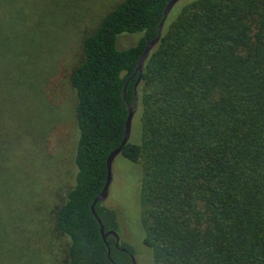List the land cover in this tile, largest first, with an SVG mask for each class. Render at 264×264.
Returning <instances> with one entry per match:
<instances>
[{
    "label": "trees",
    "instance_id": "obj_1",
    "mask_svg": "<svg viewBox=\"0 0 264 264\" xmlns=\"http://www.w3.org/2000/svg\"><path fill=\"white\" fill-rule=\"evenodd\" d=\"M169 2L123 0L83 41L71 75L76 180L55 214L67 264H133L129 244L104 241L91 207L124 139L133 75ZM135 34H143L135 45L118 48L119 36ZM137 93L132 136L114 165L141 173L152 264H264V0L175 7ZM96 213L106 232L119 229L115 210L102 202Z\"/></svg>",
    "mask_w": 264,
    "mask_h": 264
},
{
    "label": "rangeland",
    "instance_id": "obj_2",
    "mask_svg": "<svg viewBox=\"0 0 264 264\" xmlns=\"http://www.w3.org/2000/svg\"><path fill=\"white\" fill-rule=\"evenodd\" d=\"M122 1L0 3V264H67L68 241L55 228V214L77 173L71 75L84 59V39ZM142 36L121 35L118 48ZM140 175L114 165L103 203L117 212L116 232L132 247L135 264H152L140 221Z\"/></svg>",
    "mask_w": 264,
    "mask_h": 264
},
{
    "label": "water",
    "instance_id": "obj_3",
    "mask_svg": "<svg viewBox=\"0 0 264 264\" xmlns=\"http://www.w3.org/2000/svg\"><path fill=\"white\" fill-rule=\"evenodd\" d=\"M182 0H170V2L168 3L165 12L163 14V19L158 27V34L156 36V38L153 41H149L147 39V46L144 50L143 55L141 56L137 68L135 70V73L133 76L138 75V79H137V83L135 85V102L132 103L131 105H128V111H129V115L127 118V122H126V129H125V135H124V139L121 143V145L115 150L113 151L108 160H107V169H108V175H107V180L104 186V189L102 191V193L96 197V199L93 201L92 204V212L95 215V217L97 218L100 228H101V234L103 236L104 241L107 243V239L110 236H114L116 238L117 241V245L120 244V238L117 234L116 231H108L106 232L105 227L101 221V219L98 217L97 213H96V205L98 203H102L105 202L110 194V189H111V185L113 182V167H114V163L116 161V159L121 155L123 148L129 143L131 136H132V129H133V122H134V116H135V105L136 102L138 101V87L141 83V79H142V74L144 71V65L146 63V61L148 60V58L150 57L151 53L154 51V49L158 46V44L161 41L162 35H163V29H164V25L167 21V19L169 18L170 14L172 13V11L174 10V8L176 7L177 4H179ZM124 95V99L126 101V89L123 92ZM108 245V243H107ZM126 251V250H124ZM110 254V251H109ZM132 256V255H131ZM133 259V264H135V259L132 256Z\"/></svg>",
    "mask_w": 264,
    "mask_h": 264
}]
</instances>
